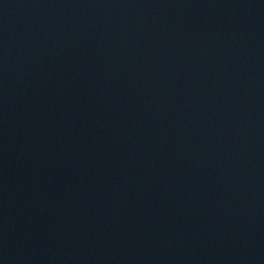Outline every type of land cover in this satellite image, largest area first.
Here are the masks:
<instances>
[{
  "label": "water",
  "instance_id": "1",
  "mask_svg": "<svg viewBox=\"0 0 264 264\" xmlns=\"http://www.w3.org/2000/svg\"><path fill=\"white\" fill-rule=\"evenodd\" d=\"M0 264H264V0H0Z\"/></svg>",
  "mask_w": 264,
  "mask_h": 264
}]
</instances>
